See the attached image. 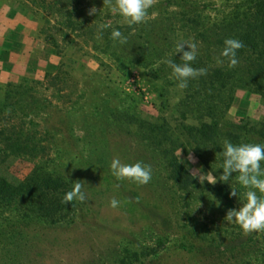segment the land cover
<instances>
[{
    "label": "rangeland",
    "instance_id": "374dc122",
    "mask_svg": "<svg viewBox=\"0 0 264 264\" xmlns=\"http://www.w3.org/2000/svg\"><path fill=\"white\" fill-rule=\"evenodd\" d=\"M238 1L153 0L145 21L131 27L105 0L0 1V178L19 184L38 176L43 170L36 168L43 166L64 177L70 190L79 181L87 193L58 222L31 213L33 200L16 196L4 202L0 264H120L125 248L157 249L147 264H212L207 253L190 249L214 244L215 264H264V232L244 233L256 251L223 254L221 245L234 244L242 230L224 220L216 199L201 194L208 182L201 184L199 176L221 174L217 157L212 148L196 149L187 126L200 119L179 117L177 103L187 87H177L166 63L169 58L180 62L181 53L173 54L182 41L196 43L197 56L205 57L188 21L221 19ZM92 7L96 15H89ZM99 25L109 27L98 39ZM113 29L126 43L111 38ZM212 52L216 59L219 53ZM233 91L226 101L228 120H264L260 94ZM157 124L165 131L152 130ZM6 137L28 146L7 148ZM117 156L124 163L150 165L151 181L142 186L117 181L110 171ZM166 156H176L195 174L201 186L192 195L174 184ZM64 195L57 199L62 205ZM113 197L120 202L115 209L109 207ZM211 237L216 241L209 245Z\"/></svg>",
    "mask_w": 264,
    "mask_h": 264
},
{
    "label": "trees",
    "instance_id": "16d2710c",
    "mask_svg": "<svg viewBox=\"0 0 264 264\" xmlns=\"http://www.w3.org/2000/svg\"><path fill=\"white\" fill-rule=\"evenodd\" d=\"M187 27L195 30L197 39L199 38L200 42L203 43V49L206 52H204L205 57L197 56L196 60L192 62V66L197 69L205 68L207 71L206 75L188 81L187 95L184 99H179L180 101L177 103L180 111L179 117L182 120L200 119L198 125L187 126V130L194 137V142H197L196 149H206L208 147L213 149L217 157L215 164L222 174V169L219 168L222 163V157L219 153L224 140H229L233 144H264V120L261 122H253L248 119L232 121L226 117V110L230 103H226V101L228 97L231 101L234 89L243 88L258 93L264 101V0H241L235 2L232 12L221 19L214 20L209 18V22H206L201 17L198 19L195 17L188 21ZM227 38L238 39L244 45L237 51L238 63L232 68H229L226 63L218 66L215 63L216 59H213L214 53L212 50L219 53L223 47V41ZM226 92L227 95H225ZM9 104L11 107L14 105L13 103ZM219 104L223 105V108H219ZM216 109H219L218 113H215ZM151 128L152 130L165 131L163 130V124L152 125ZM155 138L157 137L154 135L153 140H156ZM5 141L6 147L10 149L21 150L28 146L23 141L14 143L8 137L5 138ZM158 142L161 145V141ZM198 156L202 158L204 164L215 171L212 162L205 159L202 152H199ZM164 160L169 163L165 164L170 168L174 184L179 185V188H182L181 190H184L188 195H192L193 190L201 186L176 156H166ZM36 169L43 171L38 173V176L33 175L19 184H13L6 179L0 178V206L4 202L12 201L16 196H20L27 202L33 200L36 211L29 209L31 213L37 212L40 218L44 216L49 218L51 222H58L61 218L64 219L67 216L68 210L75 204V200H73L65 206L66 204L63 203L62 205L57 200L60 198L59 194L68 192L71 186L61 175L44 171L43 166H39ZM231 182L237 188L238 198L230 196L231 188L229 185L219 181L214 185L215 187L209 185V183L206 184L205 189L201 191L202 195L208 193L212 198L216 199V208L225 215L229 209L239 207V200L245 191L236 184L234 178ZM193 199L198 200L197 197H193ZM187 202L189 203V201ZM65 210L67 211L65 212ZM208 231L210 232V229ZM211 233L217 236L221 232L218 229ZM234 238V241L236 240L234 244H230L231 241H224L223 245H221L222 243L217 244L222 246L223 254L245 255L247 252L256 251L253 243H249L251 238H246L243 231L237 233ZM206 241L210 245L215 243L216 238H206ZM213 247H215V244L211 248L209 246L208 249L193 247L190 251L207 253L206 259L210 258L212 260L211 263L215 264L214 261L218 257H216V250H212ZM253 248L254 251L252 250ZM219 251L221 252L222 250L219 249ZM157 253V249L143 248L137 251L125 248L122 250L120 264H147V262L151 261L150 257L156 256ZM232 258L233 256L231 255V260ZM202 264L208 263H205L204 260ZM224 264H231V262L227 260ZM236 264H238L237 261Z\"/></svg>",
    "mask_w": 264,
    "mask_h": 264
},
{
    "label": "clouds",
    "instance_id": "9594fccd",
    "mask_svg": "<svg viewBox=\"0 0 264 264\" xmlns=\"http://www.w3.org/2000/svg\"><path fill=\"white\" fill-rule=\"evenodd\" d=\"M114 14L119 15L123 21L131 27L145 21L148 9L152 7L153 0H105ZM98 10L92 7L89 15H96ZM108 25H99L98 39L102 37L103 30ZM111 38L126 43L127 38L118 29H113ZM187 45L189 50H184ZM244 47L243 42L235 38H227L223 41V47L216 57L217 64H227L229 68L235 67L238 63L237 51ZM181 53L179 63L173 58L166 60L171 69V77L177 81V87L184 89L188 86L190 79L206 75L205 68H194L192 62L196 60L198 51L196 43L182 41L176 44L175 52ZM222 163L219 168L222 174L217 179L213 175L203 174L199 176V182L203 184L207 181L215 184L217 181L227 183L231 188L230 196L238 198L237 188L233 186L232 179H235L245 191L239 200L238 208H231L224 216L227 223L238 226L243 233L264 232V144L262 143H239L233 144L229 140H224L220 150ZM110 171L117 181H131L137 185H146L152 179V168L142 161L134 163H124L117 156L111 160ZM195 178V174H193ZM83 185L76 181L71 190L65 193L62 203H71L73 200L83 202L87 198V193L82 190ZM119 201L112 198L109 207L115 209L119 207ZM219 204V201H218Z\"/></svg>",
    "mask_w": 264,
    "mask_h": 264
},
{
    "label": "crops",
    "instance_id": "0c3cea01",
    "mask_svg": "<svg viewBox=\"0 0 264 264\" xmlns=\"http://www.w3.org/2000/svg\"><path fill=\"white\" fill-rule=\"evenodd\" d=\"M1 1V0H0ZM3 2H6L5 0H2ZM20 2H22V3H28L29 2V0H19Z\"/></svg>",
    "mask_w": 264,
    "mask_h": 264
}]
</instances>
